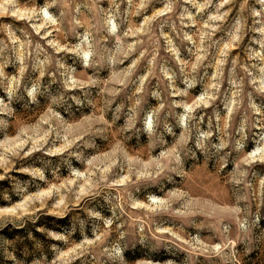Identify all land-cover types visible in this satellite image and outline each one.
Returning a JSON list of instances; mask_svg holds the SVG:
<instances>
[{"label":"clouds","instance_id":"9594fccd","mask_svg":"<svg viewBox=\"0 0 264 264\" xmlns=\"http://www.w3.org/2000/svg\"><path fill=\"white\" fill-rule=\"evenodd\" d=\"M55 3L56 0H51V3L45 0L43 6L38 10L33 8L32 14L27 17L43 21L33 24L37 34L41 28L58 23L55 15L49 12ZM189 4L191 9L186 6ZM146 6L144 2L139 4V8ZM0 8L3 9L0 12L2 15L25 19L16 11V0H0ZM210 8L213 11L207 12L206 18L201 15ZM192 9L196 10L195 14ZM119 16V5H116L104 19L107 32L116 36L118 41L121 39L117 36L121 27L117 22ZM158 16H166L159 24L160 35L165 41V51L172 53L179 67L167 66L161 62L162 57L158 60L157 50L137 82L130 79L138 64L134 61L118 81L125 86L127 83L135 85L130 95L116 103V97L123 89L114 90L104 106L110 109L115 104V108L111 109L113 123L123 117L121 132L130 133L127 138L135 137L137 142L147 135L149 147L153 137L166 142V135L176 136L178 126L181 129L180 151L171 150L174 153L171 166L168 162H159L169 155L168 151H162L157 158H150V163L137 160L133 166L126 168L129 157L124 153L119 161L113 159L112 166L119 164L121 171L111 178L106 174L110 168L102 170L105 174L92 171L86 176L68 158L61 161L47 159L60 155L69 147L68 144L62 147L53 144L46 148L44 157L20 164L17 171L29 177L25 179L22 176H6L20 152L12 151L10 158L9 152L5 151L0 156V166L5 169L0 181L6 178L7 184L0 185V201L11 203L0 204V264H68V257L73 252L76 255L72 259L84 257L82 264H185L172 244L166 243L172 237L180 238L167 225L173 223V217H190L194 212L188 204L174 206L177 189L167 188L165 191V181L173 183V173L182 175L185 159H196L197 150L212 153L221 162V167L227 166L228 157L234 153L244 157L246 163H264V0H165L164 11L156 13L151 20ZM151 20L146 18L136 33L152 32L149 27ZM165 25L175 33L181 45L185 42L194 45V50L188 48L194 62L181 59L180 47L174 43L173 36L163 31ZM192 28L196 31H185ZM220 30L225 35L214 39L215 33ZM0 31L6 32L12 42L9 45L0 40V57H5L0 63V76L4 75L3 68L14 62L11 53H15V59L19 61L20 73L19 77L11 78L14 87L8 89V102L0 98V113L12 116L15 111L11 106L13 100L22 102V106L28 108L39 104L40 98H43L45 103L61 105L66 111L71 110L73 105L83 107L86 103L93 104L90 92H85L83 98L68 94L69 89L85 88L84 78L90 68L94 69V73L86 77L88 84L99 86L106 83L98 76L102 62L96 59L98 51L91 42V33L86 32L75 46L61 45L53 40L49 43L54 51L50 52L41 43L33 45L32 39L20 42L12 25L0 24ZM21 31L25 37L30 35L26 30ZM131 34L125 31L123 36ZM136 43L129 44L128 50H134ZM154 43L159 48V41ZM233 49H240V52L230 58ZM60 52L75 53L83 71L78 73L64 57H58L56 54ZM6 53L9 55L6 56ZM117 62L116 57H109L110 64ZM30 64L32 71L38 74L23 84V93L17 97ZM201 68L213 69L208 77L210 85L191 103L172 99L173 96L192 99L189 90L201 83ZM45 76L49 77L47 84L43 80ZM153 79L156 80L155 86L152 85ZM177 80L186 87L177 86ZM225 81L228 87L225 99L221 101L223 108L216 105L211 114L201 111L197 115V109H207L216 104ZM151 100L158 103L153 105ZM129 102L131 107H128ZM178 108L183 111L178 113ZM205 116L208 118L206 126ZM100 119L103 120V117ZM7 126L8 122L0 119V128ZM30 130L22 129L14 140H5L4 143H16L20 147L31 142L29 150L23 152V157H27L43 149L48 136L59 138L56 128L50 127L38 139L28 134ZM64 139L67 140V137ZM190 141L191 146H188ZM249 142L253 147L247 151ZM91 146L85 143V147ZM69 157L92 163V160L84 158L83 151L70 152ZM61 169H67L73 179H66L63 183L59 180L49 182L46 173L56 176ZM247 176L248 171H241L239 177L233 176L229 183L247 186ZM77 180L81 182L77 183ZM260 184L264 186V175L260 176ZM112 188L116 189V195L105 191ZM152 188L156 191L150 190ZM86 196L89 199H85ZM236 198L238 204L249 199L243 188L237 189ZM42 208L47 210L41 212ZM236 211L244 212L239 229L232 230L229 236L230 228L226 225L221 241L204 249L218 258L215 264H253V260L264 257V214H253L246 206L244 209L238 207ZM189 223L193 227L200 226L195 221ZM178 231L183 232V228H178ZM192 240L194 246L202 245L198 237H192Z\"/></svg>","mask_w":264,"mask_h":264},{"label":"rangeland","instance_id":"374dc122","mask_svg":"<svg viewBox=\"0 0 264 264\" xmlns=\"http://www.w3.org/2000/svg\"><path fill=\"white\" fill-rule=\"evenodd\" d=\"M48 2L51 3V0H48ZM141 2H144L147 6L139 8ZM16 3L18 5L16 9L18 15L24 16L25 19H16L12 16L0 14V24L12 25L16 30V35L20 38V42L32 39L33 45L41 43L51 52L54 50L49 42L53 40H56L61 45L75 46L86 32L91 33V42L98 51L96 59L102 62L99 66L98 76L106 83L99 86L88 84L86 77L93 76L94 73V69H88L84 78L85 88L69 89L68 94L83 98L85 92H90L91 97L94 98L93 104L86 103L83 107L73 105L71 110L68 111L61 105L45 103L43 98H40L39 104L28 108L23 107L22 102L13 100L11 106L15 111L12 116L0 113V119L8 122L6 128H0V156H3L5 151L9 152L10 158L12 151H19L20 155L14 158V166L8 169L6 176L29 178L26 174L17 171L20 164L24 161H37V158L44 157L46 148L53 144L56 147L68 144L69 147L60 155L46 157L47 159L61 161L68 158L76 168L85 172L86 176L92 171L105 174L102 170L110 168L111 170L106 174L111 178L115 173L121 171L119 164L112 166L113 159L115 158L119 161L124 153H127L129 157L125 164L126 168L133 166L137 160L146 164L150 163V158H157L162 151H168L169 155L166 160L161 159L159 162H168L171 166L174 157V153L171 150L175 148L177 152L180 151L179 135L181 129L178 126L176 127V136L166 135L164 137L166 142H161L153 137L152 146L149 147V137L147 135L143 136L140 142H137L135 137L127 138L131 135L130 133L121 132V125L124 124L123 117L113 123V112L111 109L115 108V104L110 109H105L104 106L105 101L111 98V93L114 90L123 89V91H119L116 103L130 95V90L135 85L127 83V86H125L118 83V81L123 78L122 73L130 68L134 61H138V64L133 69V75L130 79L137 82L138 77L144 73L148 60L151 59V56L157 50L159 51L158 60L162 57L163 60L161 62L166 63L167 66L179 67L178 61L175 60L172 53L165 51V41L160 35L159 24L166 16H158L155 20H151L152 17L156 16V13L164 11L165 0H56L55 5L49 9V12L55 15L58 23L50 27L41 28L39 34L36 33L33 24L43 23V21L29 20L27 17L32 14L33 8L38 10L43 6L45 0H16ZM116 5H119L120 12L117 21L121 25L117 33V36L121 37L119 41L116 36H110L104 26V19L110 11L114 10ZM186 6L191 9L190 4ZM2 11L3 9L0 8V12ZM192 11L195 14L196 10L192 9ZM211 11L213 9L210 8L201 15L206 18L207 12ZM146 18L151 20L149 27L153 31L150 33L141 31L137 34L136 29L141 27ZM21 29L28 31L30 35L25 37ZM125 31H130L132 34L125 37L123 36ZM163 31L173 36L174 43L180 47L181 59L194 62V56L188 51V48H193L194 50V45L191 42H185L184 45H181L179 38L175 36V33L171 32L170 27L167 25L164 26ZM185 31L195 32L196 28L185 29ZM49 32H51V35H48ZM224 35L223 30L217 31L214 39H220ZM0 40H4L9 45L12 43L4 31H0ZM156 40L159 41V48L154 43ZM137 41H142V43H136ZM133 43H136V47L134 50L129 51L128 45ZM256 47L259 48L258 45ZM125 52L128 54L125 55ZM141 52L144 53L143 56H141ZM237 52H240V49L231 50L230 58L235 56ZM5 55H9V53ZM11 55L14 62L3 68L4 75L0 76V98H3L5 103L8 102V89L14 87L11 78L13 76L19 77L20 75L18 71L19 61L15 59V53H11ZM56 55L64 57L67 60V64L74 66L78 73L83 71L79 57L75 53L60 52ZM109 57H116L118 62L110 64ZM4 58L0 57V63L3 62ZM40 58H44L43 54H41ZM225 68V75H227V66ZM212 72V68L200 69L201 83H198L194 89L189 90L192 99L178 96H173L172 99L191 103L207 85H210L211 81L208 77H210ZM37 74L32 71L30 64L29 71L24 74L22 87L20 93H17V97L23 93V84L34 79ZM43 80L47 84L49 77L45 76ZM152 85H156L155 79L152 80ZM177 86L186 87L180 80H177ZM227 87V81H225L221 88V96L216 100V104L207 109H197L196 114L199 115L201 111L211 114L216 105L223 108L221 101L225 99V89ZM101 89H104V91H101ZM151 102L153 105L158 103L156 100H151ZM128 107H131V102H129ZM176 111L179 113L183 109L178 108ZM221 114L223 115V112ZM101 117H103V120L100 119ZM207 119V116H205V126ZM172 122L175 123L174 121ZM50 127L56 128L59 138L55 135L48 136L45 147L39 151L32 152L27 157H23V152L29 150L31 142L20 147H17L16 143H4L5 140H14L22 129H31L28 134L38 139ZM254 131H258V129H254ZM64 137H67V140ZM213 139L215 140V137ZM86 142L92 146L85 147ZM188 146H191V141ZM252 147L253 145L249 142L247 151H250ZM81 151H83L85 159L92 160L91 164L77 160L75 157H69L70 152L79 153ZM181 155L183 158V153ZM0 164H2V161H0ZM241 171H248L247 186H236L229 183L233 176L239 177V172ZM258 171L259 174H255ZM0 175H5V169L2 166H0ZM172 175L174 181L173 183L165 181L167 185L165 191L167 188L177 189L173 198L175 201L174 206L181 207L188 204L194 212V215L190 217H173V223L167 225L172 227L180 238L172 237L166 243L172 244L177 255L185 261V264H215L218 258L212 256L204 249L210 248L212 244L221 241L226 225L230 228L229 233H227L229 236H231L232 230L239 229L244 212H237L236 209L238 207L244 209L246 206L253 214L257 212L264 214V186L260 184V176L264 175V163L259 161L246 163L244 157L236 156L234 153L233 156L228 157L227 166L221 167V162L212 153L197 150L196 159H185L183 174L177 176L173 173ZM46 176L49 182L52 183L57 182V180L63 183L66 179H73L67 169H61L56 176L51 173H46ZM80 182V180H77V183ZM6 184V178L0 181V185ZM238 188H243L249 197L248 200L241 201L239 204L236 198ZM150 190L156 191L155 188ZM105 191H111L113 195H116L115 188L106 189ZM85 199H89V197L86 196ZM96 199H100V197H96ZM189 201H191L190 204L188 203ZM6 203L11 202L0 201V204ZM46 210V208H42L41 212ZM36 214L38 215L39 213ZM189 221H195L200 226L193 227ZM180 227L183 228V232L178 231ZM192 237H198L202 241V245L194 246ZM237 247H240V245H237ZM73 255H76L75 252L69 255L68 264H82L84 257L76 256L75 259H72ZM253 256H255V253H253ZM262 260H264V257L261 260H253V264H261Z\"/></svg>","mask_w":264,"mask_h":264}]
</instances>
